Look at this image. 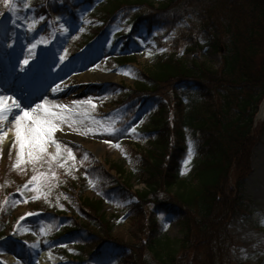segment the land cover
<instances>
[{"label":"trees","instance_id":"obj_1","mask_svg":"<svg viewBox=\"0 0 264 264\" xmlns=\"http://www.w3.org/2000/svg\"><path fill=\"white\" fill-rule=\"evenodd\" d=\"M26 1L0 4V26H7L6 11L14 3L11 19L21 31ZM28 7L44 38L62 21L81 26V12L92 11L96 22L69 51L74 61L85 62L87 49L97 57L111 40L110 50L126 55L117 64L133 62L127 56L141 44V32L163 50L135 86L121 87L120 105L151 101L156 107L144 131L150 146L140 153L145 188L134 190L120 165L95 161L87 176L98 179L102 198L83 199L81 192L73 226L63 234L54 230L49 245L76 246V264H236L228 224L250 207L246 190L257 141L255 115L264 97V0H29ZM121 26L126 33L117 31ZM204 50L221 54L218 68L197 60ZM184 53L195 57L187 61ZM76 178L82 179L72 166L56 171L52 184L40 188V213L59 221L64 209L71 211L64 183ZM18 187L10 178L0 180V246L9 237L3 227L12 219L7 195ZM111 194L123 204L134 201L124 209L130 216L148 215L136 242L113 234L103 212V199ZM156 215L176 221L181 237L162 235Z\"/></svg>","mask_w":264,"mask_h":264},{"label":"rangeland","instance_id":"obj_2","mask_svg":"<svg viewBox=\"0 0 264 264\" xmlns=\"http://www.w3.org/2000/svg\"><path fill=\"white\" fill-rule=\"evenodd\" d=\"M28 3L29 0L25 3L22 20L25 27H20L21 31L12 23L14 3L6 11L7 26H0V96H3L1 88L4 82L10 85L19 83L15 93L7 92L11 98L6 101L9 106L13 100L20 104L17 93L21 92L27 96V102L21 105L24 110H30L27 106L35 108L37 104H45L63 119L54 121L57 131L51 138L45 136V152L39 156L34 152L35 159L29 155L27 144L32 139L31 134L22 133L26 140L22 154L17 142L13 147L9 144V136L16 134L14 117L6 114L0 127V180L10 178L19 186L7 195L13 202V222L10 220L9 225L3 227L5 236L9 237L0 246V264H71L72 261L76 264V246L67 241L51 246L48 240L54 230L63 234L73 226L77 217L72 212L81 192L83 199L102 198L96 188L98 179L87 176L88 168L95 161L107 162L108 168L120 165L125 172L124 179L132 184L134 190L145 188L141 183L140 153L150 146L152 138L144 131L151 127L156 107L151 101L132 108L120 105L123 98L121 87L135 86L143 74L154 69V56L163 50L141 32L138 36L141 44L133 47L127 56L134 58L133 62L119 66L117 61L126 55L111 51V40L102 45L97 57L87 49L85 62H82L83 57L73 61L69 58V51L80 41L84 29L96 22L92 11L88 8L81 12V26L61 22L51 28L48 38H44L36 28L39 19L34 10L27 9ZM0 4L6 3L0 0ZM117 31L126 33L127 27L121 26ZM182 57L191 61L195 55L184 53ZM196 58L209 61L215 68L221 64V54L211 50L199 52ZM24 60H28L29 65H24ZM33 76L38 81L36 89L30 90ZM79 81L84 88L72 93L70 87ZM57 86L60 92L53 98L52 89ZM13 111L22 114L18 109L13 108ZM169 114L170 111H166V118ZM254 132L257 141L252 151L246 190L250 207L228 224L233 240L231 256L236 264H264V121H255ZM70 166L79 170L82 179H69L64 183L65 190L73 196L69 195L68 199L72 200L74 204H70L74 208L71 211L64 209L66 212L59 214L58 221L40 213V188L52 184L56 171ZM132 202L123 204L116 194L103 199V212L111 220L113 234L124 242L139 240V226L148 219L145 213L132 217L128 211L125 212L124 209ZM156 219L162 235L172 240L181 237L176 221L160 215H156ZM14 232L22 241L12 237ZM60 247L68 252V256L62 254ZM42 254H45L44 261H40Z\"/></svg>","mask_w":264,"mask_h":264},{"label":"snow or ice","instance_id":"obj_3","mask_svg":"<svg viewBox=\"0 0 264 264\" xmlns=\"http://www.w3.org/2000/svg\"><path fill=\"white\" fill-rule=\"evenodd\" d=\"M7 4L9 0H4ZM35 47V45L33 46ZM63 59V57H61ZM28 60H24V65H29ZM59 90V86L57 88H53V93ZM11 100L10 97L0 96V122H2L6 118V114L14 117L16 124V142L19 144V149L21 154L24 152L26 147L25 136L22 133L31 134L32 139L27 141L28 147L30 149L29 155L35 159V156H39L41 153L45 152L44 148V138L47 136L51 138L53 133L57 131L56 124L54 121L57 119H63V117H59L57 113L50 111L45 104H37L35 108H31V106H27L30 110H24L19 103H16L14 100L12 101V105L9 106L6 101ZM13 108L18 109L20 113L13 111ZM54 142V141H53ZM59 147V145H57ZM35 152V156L33 153ZM35 179V177H33Z\"/></svg>","mask_w":264,"mask_h":264},{"label":"bare ground","instance_id":"obj_4","mask_svg":"<svg viewBox=\"0 0 264 264\" xmlns=\"http://www.w3.org/2000/svg\"><path fill=\"white\" fill-rule=\"evenodd\" d=\"M37 81H38V78L35 76H33V78H32V80L30 81V83H29V86L30 87H32V89L31 90H35L36 89V85H37ZM82 81H79V82H75L74 83V85H72L71 87H70V91L72 92V93H76V92H78L79 90H81V89H83L84 88V86H83V83H81ZM27 83V84H28ZM35 86V87H34ZM18 87V86H17ZM17 87H15V86H13L12 84L10 85V84H8L7 82H4L3 83V86H2V88H1V94L3 95V96H6V97H8V94H7V92H13V93H15L16 92V90H17ZM29 91V90H28ZM58 92H60V91H57V92H55V93H53L52 92V94H51V97H56L57 95H58ZM17 95L19 96L18 97V99L19 100H17L18 102L19 101H21L20 102V105H22V104H24V103H26L27 102V96L25 95V93H23V94H21V92H18L17 93ZM16 102V101H15ZM51 104H53V103H51ZM49 105V104H48ZM261 121H264V102L262 103V105H261V108H260V113H259V115H258V118H257V121L256 122H261ZM3 124H4V120L2 121V122H0V127H2L3 126ZM14 135V133H12L10 136H9V138H10V140H9V144L13 147L14 145H15V143H16V138H14V137H16V134H15V136H13ZM44 253H46L47 254V252L44 250ZM44 255L45 254H42V256H41V259H40V261H44Z\"/></svg>","mask_w":264,"mask_h":264}]
</instances>
